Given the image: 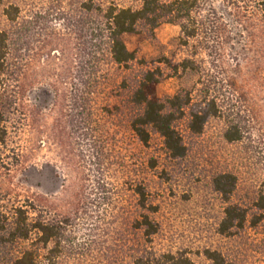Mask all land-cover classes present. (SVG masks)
I'll return each instance as SVG.
<instances>
[{
  "label": "rangeland",
  "instance_id": "374dc122",
  "mask_svg": "<svg viewBox=\"0 0 264 264\" xmlns=\"http://www.w3.org/2000/svg\"><path fill=\"white\" fill-rule=\"evenodd\" d=\"M84 2H0V30L13 43L17 79L33 83L2 100V191L29 190L46 198L45 219L63 228L62 264H130L141 247L131 227L135 184L157 206L155 252L182 251L195 264H206L202 252L208 248L232 264H264V220L220 235L224 205L212 187L215 175L232 171L238 177L233 201L252 199L263 172L264 158L255 151L257 136H264V94H237L256 109L255 134L241 142L223 138L220 118L208 119L195 135L186 129V117L176 121L185 145L180 158L171 157L155 133L142 145L128 126L135 110L130 90L147 69L160 72V98L180 89L199 96L205 85L226 87L233 79L254 77V67L264 62L260 0H199L193 11L198 31L185 43L175 23L125 33L122 40L134 56L126 67L111 61L99 13L86 11ZM95 3L140 6V0ZM10 6L17 10L13 23L4 15ZM208 95L224 100L229 94Z\"/></svg>",
  "mask_w": 264,
  "mask_h": 264
},
{
  "label": "trees",
  "instance_id": "16d2710c",
  "mask_svg": "<svg viewBox=\"0 0 264 264\" xmlns=\"http://www.w3.org/2000/svg\"><path fill=\"white\" fill-rule=\"evenodd\" d=\"M198 2L199 0H140V6L132 8L117 4L102 7L95 0H85L83 8L99 13L98 28L110 59L115 64L126 67L134 56L124 44L123 34L144 29L151 32L162 23H175L180 28L181 38L185 43L194 38L198 31L193 14ZM260 2L261 18L264 16V0ZM16 11L12 6L4 9L9 22L13 23L15 20ZM261 40L264 43V38ZM12 46L8 32L0 30L1 142L6 133V108L2 100L7 94H22L33 84L31 81L22 83L17 79L15 50ZM259 66L254 67L255 73L251 72L255 76L250 75L248 80L238 82L233 79L226 87L205 85L197 90V94H202L199 96L180 89L175 94L162 98L156 95L159 70L147 69L130 90L129 101L135 110L129 119V129L142 145L148 143L152 133L157 134L173 158H180L185 154L183 136L175 126L176 121L184 117L186 129L194 135L202 132L208 119L220 118L224 124L223 138L230 143L241 142L246 135L255 134L256 130L251 123L256 109L255 104L250 103L251 100L245 95L237 94H264V62ZM208 94L229 95L220 100ZM257 137L259 143L255 152L261 159V156L264 158V136L259 134ZM261 170L262 178L248 204L232 199L238 185V177L234 172H222L213 178V190L224 205L217 228L220 235H234L244 227H256L264 220V161ZM131 191L135 197V216L131 227L139 232L141 247L135 253L132 252L130 264H195L185 252L157 253L152 249L153 237L159 231V224L152 216L157 211V206L149 201L142 185L135 184ZM47 207L44 196L29 190L22 193L2 191L0 186V264H62L59 240L62 239L63 228L45 219ZM202 254L206 264H232L219 251L205 248Z\"/></svg>",
  "mask_w": 264,
  "mask_h": 264
}]
</instances>
